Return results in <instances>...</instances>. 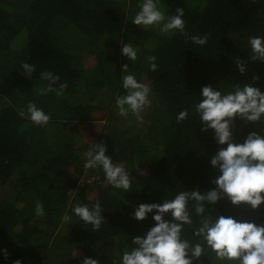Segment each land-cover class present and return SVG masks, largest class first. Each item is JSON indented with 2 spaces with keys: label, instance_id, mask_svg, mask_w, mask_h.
Wrapping results in <instances>:
<instances>
[{
  "label": "trees",
  "instance_id": "16d2710c",
  "mask_svg": "<svg viewBox=\"0 0 264 264\" xmlns=\"http://www.w3.org/2000/svg\"><path fill=\"white\" fill-rule=\"evenodd\" d=\"M141 2L0 0V264L17 259L21 264H82L86 257L121 264L132 238L155 226V212L143 221L132 218L140 204L215 187L210 181L219 173L210 158L226 145L216 143L213 130L201 132L193 106L209 84L227 93L234 85L254 83L264 92V63L249 61L244 74L235 64L248 60L250 37L264 36V0H159L166 15L184 9L188 36L210 34L204 46L179 33L169 36L158 27L134 25ZM128 43L138 49L135 62L121 54ZM151 55L157 57L155 72L146 61ZM25 62L36 66L28 78L21 68ZM124 64L152 89L143 120L129 114L127 127L120 126L115 107L116 97L126 94ZM43 71L67 83L63 95H39L47 85ZM29 102L51 114L47 126L18 115ZM184 109L189 118L178 123ZM234 123L236 143L264 127ZM134 127L137 132L129 137ZM101 141L106 155L133 177L129 193L109 185L102 169L84 168V154ZM97 200L105 223L93 232L71 210L78 202L91 207ZM36 201L44 205L43 217L35 213ZM207 208L214 217L220 213L264 224V204L252 211L224 199ZM65 213L72 215L70 223L63 221ZM198 219L193 216V225L184 230L193 243ZM194 264L210 261L201 257Z\"/></svg>",
  "mask_w": 264,
  "mask_h": 264
},
{
  "label": "clouds",
  "instance_id": "9594fccd",
  "mask_svg": "<svg viewBox=\"0 0 264 264\" xmlns=\"http://www.w3.org/2000/svg\"><path fill=\"white\" fill-rule=\"evenodd\" d=\"M138 8L132 20L136 26L158 27L162 34L169 36L179 33L199 46L206 45L210 38V34L188 36L182 7H176L175 15H166L159 6V0H142ZM248 42L251 48L248 60L237 59L235 63L241 74L246 72L249 61L264 63V36H252ZM121 54L128 61L138 59V49L131 43L121 47ZM156 60L154 55L146 58L150 71H157ZM21 68L26 78L36 71V66L27 62ZM121 72L125 73L121 81L126 94L115 99L117 114L125 118L131 114L137 121H142V113L152 103V89L137 80L128 64L122 65ZM41 79L47 81V85L40 89L39 95L52 92L63 95L68 87L67 83H59L60 76L50 71H43ZM258 80L259 76H253V81ZM199 98L193 107L203 124L201 132L213 130L216 143L226 145L210 158L211 168L219 173L210 181L215 187L204 192L198 188L181 190L174 198H166L160 204H140L132 213V218L143 221L149 213L155 212L152 216L155 226L143 237L132 238L133 246L125 247L121 264H194L201 257H207L210 264H264V224L220 213L214 217L207 208L218 205L224 199L234 207L247 206L252 211L264 204V127L259 133L250 132L243 143L233 140L236 119L254 126L264 125V92L254 83L234 85L227 93L209 84L202 87ZM18 115L40 127L47 126L51 120V114L45 113L34 102H29L26 110L19 109ZM186 118H189L188 109L182 110L176 117L178 123ZM106 151L103 141L92 144L84 154V168L102 169L109 185L129 193L133 177L125 167L115 164ZM72 192L69 191V195ZM71 211L85 225H91L93 232L105 223L102 216L104 209L99 200L91 207L78 202ZM35 213L41 217L46 214L41 201H36ZM168 213L171 214L170 220L165 219ZM72 215L65 213L63 221L70 223ZM193 216L199 218L192 233L197 238L195 243L184 236L185 226L194 223ZM3 251L7 258V250ZM208 252L213 256H208ZM13 264H21V260L17 259ZM82 264H99V261L86 257Z\"/></svg>",
  "mask_w": 264,
  "mask_h": 264
},
{
  "label": "rangeland",
  "instance_id": "374dc122",
  "mask_svg": "<svg viewBox=\"0 0 264 264\" xmlns=\"http://www.w3.org/2000/svg\"><path fill=\"white\" fill-rule=\"evenodd\" d=\"M92 60L94 61L93 57H89V58L86 60V62L91 66L92 63H93ZM100 103H101V102H100ZM118 121L121 122V125H120V126H122V127H127V126H129V125L131 126V124H132L131 122H129V123L127 124V121L125 120V117H120V119H119ZM130 129H131V128H130ZM136 132H137V128L134 127V129L131 130L129 137L135 135ZM92 179H93V178L88 179L89 182H92Z\"/></svg>",
  "mask_w": 264,
  "mask_h": 264
}]
</instances>
